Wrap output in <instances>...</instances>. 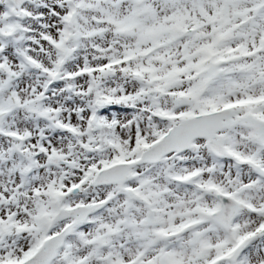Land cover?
<instances>
[{
    "label": "snow or ice",
    "instance_id": "6c2138e0",
    "mask_svg": "<svg viewBox=\"0 0 264 264\" xmlns=\"http://www.w3.org/2000/svg\"><path fill=\"white\" fill-rule=\"evenodd\" d=\"M0 264H264V0H0Z\"/></svg>",
    "mask_w": 264,
    "mask_h": 264
}]
</instances>
